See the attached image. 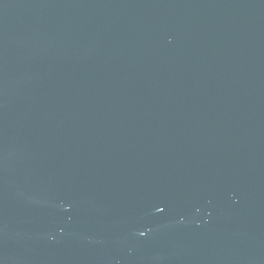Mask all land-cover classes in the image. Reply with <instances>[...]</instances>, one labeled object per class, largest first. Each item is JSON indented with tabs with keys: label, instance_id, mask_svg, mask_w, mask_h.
Returning <instances> with one entry per match:
<instances>
[{
	"label": "water",
	"instance_id": "95a60500",
	"mask_svg": "<svg viewBox=\"0 0 264 264\" xmlns=\"http://www.w3.org/2000/svg\"><path fill=\"white\" fill-rule=\"evenodd\" d=\"M0 264H264V0H0Z\"/></svg>",
	"mask_w": 264,
	"mask_h": 264
}]
</instances>
